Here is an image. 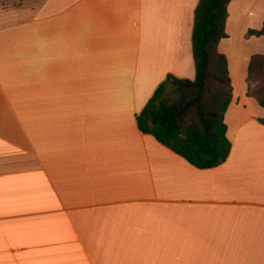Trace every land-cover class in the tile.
<instances>
[{
  "label": "crops",
  "instance_id": "0c3cea01",
  "mask_svg": "<svg viewBox=\"0 0 264 264\" xmlns=\"http://www.w3.org/2000/svg\"><path fill=\"white\" fill-rule=\"evenodd\" d=\"M198 2L37 0L0 24V264H264V109L242 64L264 0H231L218 45L225 162L137 127L168 75L194 78Z\"/></svg>",
  "mask_w": 264,
  "mask_h": 264
},
{
  "label": "trees",
  "instance_id": "16d2710c",
  "mask_svg": "<svg viewBox=\"0 0 264 264\" xmlns=\"http://www.w3.org/2000/svg\"><path fill=\"white\" fill-rule=\"evenodd\" d=\"M231 0H199L194 11L191 49L192 80L168 75L136 116L138 129L153 136L198 169L219 166L229 156L225 113L232 98L228 63L218 51ZM247 37H264V19ZM247 96L264 109V54H253L247 65ZM264 124V119L260 120Z\"/></svg>",
  "mask_w": 264,
  "mask_h": 264
},
{
  "label": "rangeland",
  "instance_id": "374dc122",
  "mask_svg": "<svg viewBox=\"0 0 264 264\" xmlns=\"http://www.w3.org/2000/svg\"><path fill=\"white\" fill-rule=\"evenodd\" d=\"M36 1L37 0H0V24H3V22H6V19H8L9 21L15 19V15H29L31 5L36 4ZM19 4H21L22 6H18ZM262 9L264 11V6H262ZM256 22L254 21V23L253 22L251 23L250 21L248 24L256 25ZM248 30L246 31L244 37L247 35ZM246 38H249V37L246 36ZM227 39H230L229 34H228ZM244 49H245L246 56L243 57V63H242L243 65H244V60H246L248 55L264 54V38L258 39L255 42H251L247 44ZM247 62L248 61H246V65H247ZM244 83H245V80H244ZM239 85L240 83H236V87L239 88Z\"/></svg>",
  "mask_w": 264,
  "mask_h": 264
}]
</instances>
